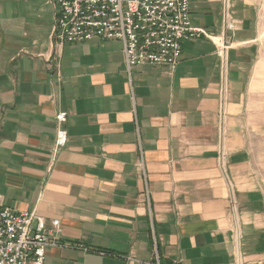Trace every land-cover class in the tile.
<instances>
[{"label": "crops", "instance_id": "crops-1", "mask_svg": "<svg viewBox=\"0 0 264 264\" xmlns=\"http://www.w3.org/2000/svg\"><path fill=\"white\" fill-rule=\"evenodd\" d=\"M189 3L212 40L127 71L118 41L56 46L52 0H0V205L59 221L44 264H264V17Z\"/></svg>", "mask_w": 264, "mask_h": 264}, {"label": "built area", "instance_id": "built-area-1", "mask_svg": "<svg viewBox=\"0 0 264 264\" xmlns=\"http://www.w3.org/2000/svg\"><path fill=\"white\" fill-rule=\"evenodd\" d=\"M56 16L52 41L56 46L111 40L122 44L127 71L137 67L175 69L184 42L201 37L212 40L192 26L189 0H52ZM225 29L233 24L225 14ZM226 46L220 45L221 51ZM57 129L51 152L52 164L65 147V113L55 117ZM35 226L32 228V224ZM59 221L47 231L34 213H17L0 205V264H44L46 249L59 232ZM147 264H160L155 256Z\"/></svg>", "mask_w": 264, "mask_h": 264}, {"label": "rangeland", "instance_id": "rangeland-1", "mask_svg": "<svg viewBox=\"0 0 264 264\" xmlns=\"http://www.w3.org/2000/svg\"><path fill=\"white\" fill-rule=\"evenodd\" d=\"M252 2L261 9L263 17H264V0H252Z\"/></svg>", "mask_w": 264, "mask_h": 264}]
</instances>
